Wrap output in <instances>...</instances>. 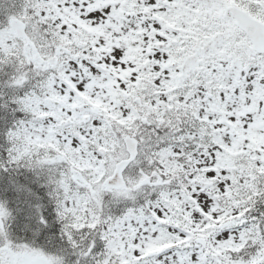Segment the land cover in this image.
Instances as JSON below:
<instances>
[{
	"label": "rangeland",
	"instance_id": "1",
	"mask_svg": "<svg viewBox=\"0 0 264 264\" xmlns=\"http://www.w3.org/2000/svg\"><path fill=\"white\" fill-rule=\"evenodd\" d=\"M184 1L57 0L54 6L63 15L59 29L70 33L50 37L60 42L52 44V49L47 48L42 33L38 51L25 35L28 25L21 21L23 17L17 16L16 21L10 17L11 21L0 30V52L16 50L21 60L14 67L15 80L10 85L28 78L30 70L34 80L32 90L14 96L11 112L15 110L20 118L12 134L20 139L7 146L10 159H22L26 164L33 161L36 170L38 166L42 170L45 185L61 199L57 221L65 219V225L60 234L72 246L78 247L79 239L87 243L84 232L92 238L86 231V225H90L101 235L103 245H112L122 254L121 262L129 264H264V250L235 255L244 250L246 241L260 243L255 241L254 233L258 222L248 223L243 217L233 219L238 216L234 206L227 215L228 210L214 199L231 182V151L247 153L253 158L252 165L260 164L258 155L264 149V53H252L250 43L233 25L227 11L229 5H240L243 0H199L198 5L197 0H187L189 9L193 5L197 8L194 22L200 25L193 33L196 43L176 44L182 42L191 19L189 10L183 8ZM255 5L264 16V2ZM40 6L41 12L49 7ZM15 10L19 12L18 8ZM37 16L42 19L43 15L38 12ZM80 23L92 34L75 32ZM148 40L156 45H150ZM234 51L246 55L234 57ZM145 52L147 57L142 56ZM203 56L201 76L198 69ZM141 57L151 62L145 63L144 69L152 70L162 100L154 98L152 105L147 99L151 106L146 108L141 96L134 98L137 88H145L142 80H137L141 78ZM193 71L201 80L197 89L198 81L192 82L188 94L192 95L190 99L199 117L212 127L209 131L194 125L188 133L190 139L195 136L199 142L192 154L185 155L189 160L183 167L190 171L193 187L186 194L165 193L156 204L135 212L130 201L141 187L153 188L162 182L164 169L159 167H166L170 161L167 156L181 151L180 145H169L170 142H180L185 137L167 130L171 121L155 108L164 101L175 100L180 83ZM115 90L126 93L119 95ZM129 103L134 107L143 103L142 108L137 107L138 118L133 119ZM156 111L152 120L160 131L149 133L154 136L146 145L152 148L151 152L126 172L125 188L119 192L108 190L105 179L126 155L123 139L144 131L143 123ZM86 115L87 122L83 120ZM102 152L107 162H103ZM245 171L241 170L240 175L243 184L250 180ZM230 194L228 197L233 199L232 189ZM232 203H237V199ZM112 206L120 207L114 211ZM105 210L108 213L101 217ZM27 213L28 217L23 216ZM80 214L83 222L79 224ZM11 217L0 204V240L5 238L0 245V264H96L97 260L82 249L80 258H69L51 247L48 240L41 247L35 241L19 244L14 233L25 232L29 225L35 227L37 212H22L15 225ZM198 237L206 240L204 247L196 242ZM87 249L93 251V246ZM94 253L97 255L95 250Z\"/></svg>",
	"mask_w": 264,
	"mask_h": 264
},
{
	"label": "trees",
	"instance_id": "2",
	"mask_svg": "<svg viewBox=\"0 0 264 264\" xmlns=\"http://www.w3.org/2000/svg\"><path fill=\"white\" fill-rule=\"evenodd\" d=\"M42 2L43 0H0V30L5 23L9 22L10 17L16 18L17 16H21L23 17L21 21L26 22L28 25V35L37 43H40L43 33L47 48L52 49L53 45L55 43H59V41L54 38L51 39L50 37H58L60 35L57 29L51 26V18L47 17L48 19H40L37 16V10L39 9L38 5ZM49 4L53 6L52 2H49ZM17 8L19 9L18 13L15 10ZM23 9H25L26 15ZM42 47L44 48V46ZM18 58L19 56H17V54H15L13 51L0 52V100L1 96L8 98L16 91L19 92L28 86L34 85L33 71L30 70L29 77L25 79V84L20 86L18 89L15 87L8 88L9 82L13 79V76H15L14 67L18 64V62L21 61ZM24 66L25 65L21 66L19 64V67ZM7 108H9V105ZM6 111L7 110L5 106L0 104V151H5L7 146L9 147L10 145V138L6 134L8 123H6V117L4 118ZM153 116L156 117L155 114L152 115V118ZM164 117V119L171 121L170 128L168 127L167 130L187 133L194 127V125L197 124V120L192 112H188L185 108H183V106H181L179 109H175L173 113H164ZM154 123H156L155 120H149L145 125L142 126V128H144L147 132L149 141L148 144L154 140L153 134L149 133L152 130L160 131V128ZM174 143L175 142L173 141L170 142V144ZM144 148L147 153H150L152 150V148L146 145ZM7 151H9V148H7ZM5 155L7 156L6 152H3L0 155V189L3 190V192L0 191V201L3 203L5 208L9 210L13 209L14 211L18 212V215H22V212L25 213V211H34L39 205H43V203L40 201V198L36 197L34 188L32 191H30L29 188L26 187V184L29 182L31 187H35L36 189L38 188L37 193L41 198L43 197L41 192L43 189L39 188L38 186L36 187V184H39L37 180L31 181L30 179H27V172H24V168H22L24 166H20L22 165L21 163H15V161L9 162L7 158L8 156L6 157ZM160 163H164V161H160ZM169 173L173 178L179 177L180 179H183V177L180 174H176L175 171H171ZM252 178L254 179L252 186L250 188H244L240 199L246 205L244 211L245 216H249L254 221L258 222L256 225V231L259 234L257 240L258 242L264 243V240H262L264 238V174L255 172ZM11 183H13V185ZM14 184L18 185L19 187L14 186ZM11 189L16 198L11 196ZM43 209H45V207L37 208L38 220H36L35 227L29 225L25 229V234H17L15 232L13 237H18L19 241H27L32 239L39 241L35 238L34 235H36V233L34 232H36L39 229V226L42 224L40 218L46 215V212L43 211ZM28 215H30V213L24 214L23 216L28 217ZM13 222H15V218ZM41 229L45 230V227ZM95 231L90 232L91 235L94 236ZM32 234L33 237H31ZM94 237H97V235ZM4 242L5 238L3 237L0 240V245L4 244ZM250 246L256 248L258 244L256 243L255 245Z\"/></svg>",
	"mask_w": 264,
	"mask_h": 264
},
{
	"label": "water",
	"instance_id": "3",
	"mask_svg": "<svg viewBox=\"0 0 264 264\" xmlns=\"http://www.w3.org/2000/svg\"><path fill=\"white\" fill-rule=\"evenodd\" d=\"M234 14L238 21V24L249 34L251 40L253 41V46L256 49H264L259 44L260 37L262 35L264 36V26L258 24L242 11H235ZM261 40L264 42V38ZM127 145L129 151L131 152V157L129 160H123L122 162H120L114 176L109 178L108 184L113 187H120L125 184L122 176L120 175L121 171L136 154V141L132 138H127Z\"/></svg>",
	"mask_w": 264,
	"mask_h": 264
}]
</instances>
